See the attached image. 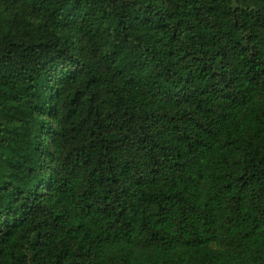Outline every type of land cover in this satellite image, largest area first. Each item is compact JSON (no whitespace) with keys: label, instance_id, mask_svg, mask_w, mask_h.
Listing matches in <instances>:
<instances>
[{"label":"trees","instance_id":"16d2710c","mask_svg":"<svg viewBox=\"0 0 264 264\" xmlns=\"http://www.w3.org/2000/svg\"><path fill=\"white\" fill-rule=\"evenodd\" d=\"M0 264H264V0H0Z\"/></svg>","mask_w":264,"mask_h":264}]
</instances>
